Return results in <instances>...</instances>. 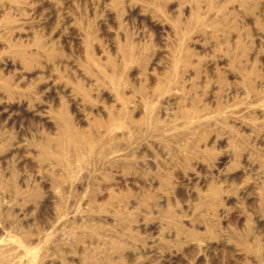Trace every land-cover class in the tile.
I'll use <instances>...</instances> for the list:
<instances>
[{
  "label": "rangeland",
  "instance_id": "rangeland-1",
  "mask_svg": "<svg viewBox=\"0 0 264 264\" xmlns=\"http://www.w3.org/2000/svg\"><path fill=\"white\" fill-rule=\"evenodd\" d=\"M0 264H264V0H0Z\"/></svg>",
  "mask_w": 264,
  "mask_h": 264
}]
</instances>
